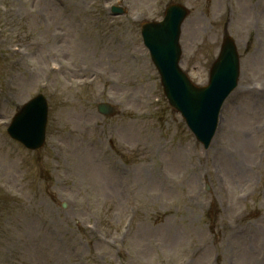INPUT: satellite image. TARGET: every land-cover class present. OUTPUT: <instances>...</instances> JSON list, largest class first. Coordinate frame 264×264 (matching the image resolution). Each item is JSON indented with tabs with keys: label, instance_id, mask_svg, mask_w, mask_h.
<instances>
[{
	"label": "rangeland",
	"instance_id": "obj_1",
	"mask_svg": "<svg viewBox=\"0 0 264 264\" xmlns=\"http://www.w3.org/2000/svg\"><path fill=\"white\" fill-rule=\"evenodd\" d=\"M117 1L0 0V117L49 103L37 151L0 119V264H264V0H121L113 15ZM173 1L190 8L181 64L197 83L227 29L241 51L208 150L141 37Z\"/></svg>",
	"mask_w": 264,
	"mask_h": 264
},
{
	"label": "water",
	"instance_id": "obj_2",
	"mask_svg": "<svg viewBox=\"0 0 264 264\" xmlns=\"http://www.w3.org/2000/svg\"><path fill=\"white\" fill-rule=\"evenodd\" d=\"M172 10L177 11V15L174 14V18L172 19L173 22L171 23L170 19L168 18L167 22L164 23V26L161 28V30L155 33V38L153 39V41H159L161 46L155 58L162 70L163 79L167 86L172 104L179 109L181 108L187 115L189 121L197 126L201 121L204 120L205 116L211 115L213 113V107L210 105V100L212 99V97L211 93L208 91L203 93L195 90L194 88H191L187 85L186 82H184L183 79H179L178 84H180L181 89L187 87H189V89H187L185 93H182V96H177L179 90L170 86L169 78L165 75L168 71H172L175 76L180 77V75H178L176 71V65L169 66L168 62L170 57H172L174 64H176L179 54V50L176 47V40L179 33L180 22L184 15V10L179 7H174ZM150 41H152V38L150 39ZM228 51L231 52V57H235L232 48L226 46V55L228 54ZM161 60L166 63L164 69L162 67ZM232 62L235 63L234 60ZM235 67L237 68L236 64L232 68L227 69V71H222V74L219 75V77L223 78V82L226 81V74L229 75L230 70H234ZM164 70L166 71V73L164 72ZM202 108H204L205 111L203 113V118H200V111ZM35 116L36 118L29 127L22 125L23 129L14 133L31 146H37L39 141H41L43 138L46 116L45 111L40 106H38L35 111ZM18 124H21V122H18Z\"/></svg>",
	"mask_w": 264,
	"mask_h": 264
},
{
	"label": "bare ground",
	"instance_id": "obj_3",
	"mask_svg": "<svg viewBox=\"0 0 264 264\" xmlns=\"http://www.w3.org/2000/svg\"><path fill=\"white\" fill-rule=\"evenodd\" d=\"M190 24H187V30L189 29Z\"/></svg>",
	"mask_w": 264,
	"mask_h": 264
}]
</instances>
